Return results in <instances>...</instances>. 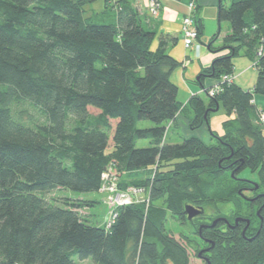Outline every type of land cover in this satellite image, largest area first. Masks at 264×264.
Returning <instances> with one entry per match:
<instances>
[{
  "label": "trees",
  "instance_id": "1",
  "mask_svg": "<svg viewBox=\"0 0 264 264\" xmlns=\"http://www.w3.org/2000/svg\"><path fill=\"white\" fill-rule=\"evenodd\" d=\"M96 1L0 0V264H80L75 258L189 264L187 242L165 230L154 203L163 201L182 222L187 205L213 207L216 215L206 216L210 223L224 217L218 204L243 206L244 171L256 176V193L264 194V129L253 102L264 97V51L256 56L264 44V0H219L217 21L228 23L231 33L218 48H212L216 35L206 45L213 53H229L202 69L197 81L217 83L232 74L236 57L245 56L257 71L252 90L232 82L214 97L192 96L183 106L171 81L179 63L166 53L163 37L152 50L156 33L143 26L141 1L115 0V10L94 22L84 12ZM194 21L200 40L203 24ZM25 103L42 121L28 122L23 109L15 111ZM216 105L225 120L222 134L209 128L213 143L196 137L166 143V124L177 114L189 109V127L199 129ZM141 121L152 126L139 128ZM139 140H148V147H136ZM151 168L155 176L131 180L147 187L148 205L118 208L109 228L84 216L95 200L46 197L99 193L105 173L120 178ZM258 198V204L245 202L246 215L233 210L231 219L225 217L252 214L255 227L244 234L222 223L198 231L206 218L191 220L199 240L212 246L204 260L264 264V195Z\"/></svg>",
  "mask_w": 264,
  "mask_h": 264
},
{
  "label": "crops",
  "instance_id": "2",
  "mask_svg": "<svg viewBox=\"0 0 264 264\" xmlns=\"http://www.w3.org/2000/svg\"><path fill=\"white\" fill-rule=\"evenodd\" d=\"M140 1L142 8L145 9L143 26L145 29L156 33V37L151 46L152 50L157 48L159 38L163 37L167 42L165 49L166 53L179 63V66L171 74V81L178 89L177 101L181 105H188L189 99L193 95L205 99L202 97L203 88L207 89L211 86H214L216 84V80L205 79L201 85L197 82L199 79V74L202 69L210 67L215 58L226 55L225 53L228 51L221 50L219 52L213 53L209 50L206 44L214 35H216V41L213 43L212 48H218L220 47L219 45L222 44L223 38L231 33L228 23L219 24L217 21V8L219 0H157L160 4V9L156 15L149 14L146 8V0ZM191 2H193L195 5L193 14L194 19H197V17L201 19L203 24V32L200 41L197 40L199 41V45L194 44L192 45L193 47L186 50L182 42L181 28L183 18L189 14L188 5ZM206 12H208L207 15ZM206 16L209 18L215 17L216 19L215 27L212 26V29H208V26H206L204 23V18ZM222 30L224 31L222 32ZM251 63L252 62L245 56H240V58L236 60V64H234L233 60L234 67L236 65L235 68L233 67L232 72L234 77L233 82L245 91L252 90L257 79V71L251 69ZM246 76H249V80H251L249 83H246ZM248 86H251V88ZM179 94L183 95L184 103L178 100ZM263 98L258 99V96H254V104L259 108H263ZM191 115L192 112L189 111V109L186 110L185 108L183 113L177 114L175 119L168 124H170V126L172 125L173 127L180 128L184 138L195 137L205 132L208 136V139H211L209 136L210 132L208 134L209 128H211L209 127V121L205 122L199 129L196 130L199 134H197V132H191L192 129L189 127V119L191 118ZM233 117L234 116H231V118ZM81 199L87 200V198L83 197Z\"/></svg>",
  "mask_w": 264,
  "mask_h": 264
},
{
  "label": "rangeland",
  "instance_id": "3",
  "mask_svg": "<svg viewBox=\"0 0 264 264\" xmlns=\"http://www.w3.org/2000/svg\"><path fill=\"white\" fill-rule=\"evenodd\" d=\"M146 1H147L146 8H147L149 14L155 15L151 12V9L149 8L148 0H146ZM105 2H106V0H98L92 4L87 5L85 7L84 17L87 18L88 20L94 21V22H100L101 20H103L102 15L104 13H109L111 10H115V6H116L115 0H110V2L106 3V4H105ZM208 12H206V15L208 14ZM202 17H203V15H202ZM204 23L206 26H208V29L209 28L212 29V26L215 27L216 19H215V17L209 18L208 16H206L204 18ZM224 24H226V23H224ZM223 31L224 30H222V32ZM197 40L193 43V45L194 44L199 45L200 40L199 41H197ZM219 46H222V44ZM228 53H229V51H228ZM238 58H240V56H238L234 59V64H236V60ZM251 66H252L251 69L255 71L256 68L252 65V63H251ZM235 67H236V65H235ZM249 81H251V80H249V76L248 77L246 76V83H249ZM248 87L251 88V86H248ZM204 89L202 91V97L206 99L207 98V95L205 93L206 89L205 90ZM259 98H263V97L258 96V99ZM178 100L180 102L184 103L183 102L184 98H183L182 94H179ZM22 109L24 110V112H23V119L24 120L27 121L29 119L28 122L42 121L40 119V117L36 114V112L31 109V107L28 105V103L18 105L17 107H15V111H19ZM185 115L187 116L186 113H185ZM192 116L193 115H191V117ZM224 119H225V115H224L223 109L220 107L217 111L211 113V116L209 119V127H211L210 129L212 131L216 132L217 134H222L223 133L222 123H223ZM151 126H152V124L149 121H141L138 124L139 128H148ZM196 130L197 129H194V130L192 129L191 132H197ZM197 134H199V133L197 132ZM208 134H209V131H208ZM209 136H210V134H209ZM195 137L200 138V140H202L205 143H210V142L213 143L211 141V139H208V136L206 135L205 132H203L201 135H198ZM184 139H185L184 135H183L182 131L180 130V128L173 127L172 125L170 126V124H166V139H165L166 143H169V144L180 143ZM148 145H149L148 140H139L136 143V147H138V148L148 147ZM155 173H156V169L151 168V169H148V170H145V171L138 173L139 175L138 174H136V175L131 174L132 175L131 176L129 174H123L120 178H117L116 180H114V178H106L105 182L103 183V188L106 187L105 191H108V192L112 193L113 195H116L117 193H125L130 188L131 189H135V188L143 189V191L145 190V193L143 191H142V194H140V195H139V193H137L136 194V196H137L136 200L137 201L134 202V204H145L147 206L148 200L145 199L147 196V193H148L147 187L134 186L133 183L131 182V180H135V181L137 180V182H135V181L134 182L135 183H141V182L145 181L146 178H151V177L155 176ZM240 177L241 178L239 180H241V181H243V183L247 184L241 188V190H243V192L241 193V194H243L242 197L243 196H247V197L251 196V193H249L250 191L247 190V186H252L251 191L253 190L256 192V188H254L255 185H257L256 176L249 174L248 171H244L240 175ZM222 187L223 186H218L217 189L221 191L225 188V187L224 188H222ZM112 188H114V189L112 190ZM61 196L62 197H74V198H82L83 197V198L95 200V202H97V203H95L92 207H89L87 209H83V212H84L83 214L85 217H87V220L89 221V223L94 225V226H102L106 222V220L108 218V216H107L108 215V209H107L106 205L102 202L103 194L98 193V192L76 193V192H71V191H60L57 193L52 192V193L46 195L47 199H49V200L52 198L61 197ZM132 200L133 199L130 198V203H129L130 205H133ZM242 200H243V198H242ZM243 202H244V203H242L243 206H241V207L235 206L236 210H235L233 204H228V203H220L217 205L218 206L217 208H219V211H221L223 213V215H224V217L222 216L223 218L227 217L228 219H231L233 210L236 213H240L239 215H246L247 214L245 211L247 205L246 206L244 205L246 201H243ZM125 203H126V201H125ZM152 206L154 208L158 209L159 211L163 212L165 230L171 236H173L175 239H177V240L181 239V240L187 242L189 264H207L206 260H204V259L202 260V259H200V257L198 258L200 250L204 247V243L201 242L199 240V238L197 237L198 233H194V226H193V224H191V221H188L187 217H186V220L184 222L178 221L177 219L172 217L170 215V213L166 211L165 205H164L163 201H161V200L154 203ZM204 211L206 212V214H208L210 216L216 215L215 208H213V207H205ZM234 217H236V216H234ZM199 230H200V228L198 229V231ZM75 261L80 263V264H93L90 259L85 260L83 262H79L78 259L75 258Z\"/></svg>",
  "mask_w": 264,
  "mask_h": 264
},
{
  "label": "built area",
  "instance_id": "4",
  "mask_svg": "<svg viewBox=\"0 0 264 264\" xmlns=\"http://www.w3.org/2000/svg\"><path fill=\"white\" fill-rule=\"evenodd\" d=\"M149 2V8L151 9V12L153 14H157V12L160 9V4L157 0H148ZM188 10L189 14L186 15L183 20H182V28H181V34H182V42L183 46L186 50L190 49L193 45V43L198 39V32L195 24V19H194V10H195V5L193 2L189 3L188 5ZM264 51V44L259 47L256 56L257 58L262 55ZM225 54H228V51H226ZM255 62L252 63L254 66ZM234 80L233 75L231 74H226L222 75L220 79L217 81V83L214 86H211L205 90V93L208 97H214L218 94H220L223 90L224 85H230L232 84ZM257 118H258V123L259 125L264 129V109L263 108H258L256 111ZM166 134V133H165ZM165 137V136H164ZM106 178H114V180L117 179L114 175L110 173H105L103 174V183L105 182ZM103 183L101 186V189L99 190V193L103 194V201L104 204L106 205L108 209V218L104 225L109 228L115 221L116 219V212L117 209L123 206H128L130 205V198L134 202H136V194L139 193L142 194L143 189H128L127 192L125 193H117L116 195H113L112 193L105 191V188H103ZM114 188H112L113 190ZM130 190V191H129ZM129 191V192H128ZM145 193V190L143 191ZM148 200V196L145 198ZM126 201V203H125ZM132 204V203H131Z\"/></svg>",
  "mask_w": 264,
  "mask_h": 264
},
{
  "label": "flooded vegetation",
  "instance_id": "5",
  "mask_svg": "<svg viewBox=\"0 0 264 264\" xmlns=\"http://www.w3.org/2000/svg\"><path fill=\"white\" fill-rule=\"evenodd\" d=\"M251 189H252V186L247 188V190L250 191L249 193H251V196H249V197L243 196L242 198H243L244 201H246L249 204H252V205L253 204H258V201L260 200V198L256 199V197L264 195V194L263 193H259V192L256 193L253 190L251 191ZM257 207L259 208L260 206L257 205ZM203 211H204V209H203ZM254 213H255V215L257 214V216L259 214L258 211L256 212V209H255ZM251 215L252 214H249L248 217L236 216L232 221H230V220H228L226 218H223V217H218V218L216 217L213 221H210V223H206V222H208V219L206 218V216H208V214H206L205 211H204V213L202 215L197 216V217L201 218V216H202V217L206 218L205 221H204L205 223L203 222V223L199 224V225L202 226L201 227L202 230L206 229V228H210V227L214 228L216 225H218V223H222L221 226L223 228H231V229L238 228V229H241L242 234H244L246 232V230H248V232H249L255 227V222L253 220H251V217H250ZM212 217H214V216H212ZM237 219H239V220L235 223V220H237ZM216 220H218V221L215 223L214 226H212L213 222L216 221ZM201 234H202V231H201ZM202 242L204 243V247L200 250V253H199L200 255L198 256V258L200 257V259L203 260L205 257H207L209 255V252L212 249V246L206 240L202 241Z\"/></svg>",
  "mask_w": 264,
  "mask_h": 264
},
{
  "label": "water",
  "instance_id": "6",
  "mask_svg": "<svg viewBox=\"0 0 264 264\" xmlns=\"http://www.w3.org/2000/svg\"><path fill=\"white\" fill-rule=\"evenodd\" d=\"M218 109H219V105H216V107L213 108V109H211L210 112H215V111H217ZM207 113H208V111H207L206 114L204 115L205 122H207V120H206ZM257 187H258V186L255 185V188H256V189H257ZM203 213H204V211H203L202 209H197V208H194V207H192V206H190V205H187V206L185 207V210H184V214H185V216L187 217L188 221H191L193 218H195V217H197V216H200V215H202ZM223 220H224V219H223ZM238 220H239V219L235 220V223H236ZM217 221H218V220L214 221L213 224H212V226H214L215 223H216ZM200 229H201V227H200ZM199 255H200V254H199ZM206 262H207V264H210V262H209L208 259H206Z\"/></svg>",
  "mask_w": 264,
  "mask_h": 264
}]
</instances>
